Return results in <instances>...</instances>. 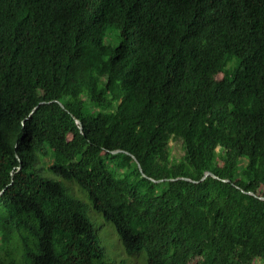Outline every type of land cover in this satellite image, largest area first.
Instances as JSON below:
<instances>
[{"label": "trees", "instance_id": "1", "mask_svg": "<svg viewBox=\"0 0 264 264\" xmlns=\"http://www.w3.org/2000/svg\"><path fill=\"white\" fill-rule=\"evenodd\" d=\"M0 264H264V0H0Z\"/></svg>", "mask_w": 264, "mask_h": 264}, {"label": "rangeland", "instance_id": "2", "mask_svg": "<svg viewBox=\"0 0 264 264\" xmlns=\"http://www.w3.org/2000/svg\"><path fill=\"white\" fill-rule=\"evenodd\" d=\"M170 145L172 147V154H173V157H180L183 153H184V150H183V147H182V142L179 140H174L172 139L170 141Z\"/></svg>", "mask_w": 264, "mask_h": 264}, {"label": "water", "instance_id": "3", "mask_svg": "<svg viewBox=\"0 0 264 264\" xmlns=\"http://www.w3.org/2000/svg\"><path fill=\"white\" fill-rule=\"evenodd\" d=\"M77 122L80 123V125H81V121H80L79 119H77ZM81 127H82V126H81ZM112 151H113V152H118V151H121V149H115V150H112ZM136 160H137V158H136ZM137 162H138L139 168L141 169V171H143V168H142L141 163H140L138 160H137ZM143 173H144V172H143ZM209 174H213V172H211V171H207L203 177H205L206 175H209Z\"/></svg>", "mask_w": 264, "mask_h": 264}]
</instances>
